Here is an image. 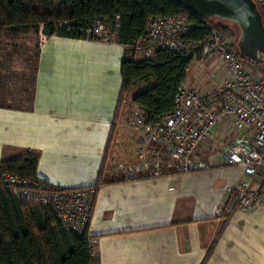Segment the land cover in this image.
Listing matches in <instances>:
<instances>
[{
	"label": "crops",
	"instance_id": "obj_1",
	"mask_svg": "<svg viewBox=\"0 0 264 264\" xmlns=\"http://www.w3.org/2000/svg\"><path fill=\"white\" fill-rule=\"evenodd\" d=\"M35 30L9 28L14 35ZM35 34L31 78L9 77L0 65V160L34 153L43 180L100 183L88 228L92 264H264V194L255 208L216 214L244 175L224 165L218 146L198 153L212 169L181 173L166 159L160 176L123 178L124 165L140 161L144 129L134 119L145 113L125 100L117 115L127 46Z\"/></svg>",
	"mask_w": 264,
	"mask_h": 264
},
{
	"label": "built area",
	"instance_id": "obj_2",
	"mask_svg": "<svg viewBox=\"0 0 264 264\" xmlns=\"http://www.w3.org/2000/svg\"><path fill=\"white\" fill-rule=\"evenodd\" d=\"M259 2L264 9V0ZM114 21L119 26V21ZM111 22L112 19L95 21L85 32L89 37L111 41ZM193 27L194 23L182 13L151 15L145 36L133 46L144 58H154L160 48L191 51L196 42L182 36ZM202 55L206 61H217L222 81L221 101L216 103L215 96L212 98L198 86L185 82L177 90L173 109L158 123L148 124L143 114L136 116L135 124L144 129L138 149L140 161L126 164L122 172L125 180L136 178L139 171L149 177L160 176L166 159L176 161V170L181 173L212 169L213 163L198 153L221 141L219 154L224 165L244 169L241 180L216 210L218 217L227 218L233 209L249 210L263 200L264 73L247 67L233 40L217 29H213ZM1 183L24 201L52 205L66 229L78 235L88 231L100 183L64 187L8 171L2 173Z\"/></svg>",
	"mask_w": 264,
	"mask_h": 264
},
{
	"label": "trees",
	"instance_id": "obj_3",
	"mask_svg": "<svg viewBox=\"0 0 264 264\" xmlns=\"http://www.w3.org/2000/svg\"><path fill=\"white\" fill-rule=\"evenodd\" d=\"M57 1L0 0V29L41 28L45 38L57 34L95 39L87 35L86 27L98 20L112 19V38L128 48L122 63L123 87L121 102L116 109L117 115L124 96L131 93L137 83L153 78L155 84L136 91L132 97L134 103L144 109L143 115L147 123H158L173 109L177 90L187 82L192 62L204 58L203 48L211 39L213 29L233 40L239 55L236 43L239 30L236 25L234 30L228 25L230 21L224 20L225 23L221 22L215 27L212 22V25L209 24L211 17L198 16L175 0ZM258 5L260 6L259 1ZM260 10L264 17L261 6ZM181 13L194 23V27L182 37L196 42L195 48L183 52L160 48L154 58H144L138 53L133 44L145 36L149 16ZM115 19L119 21V26H116ZM241 58L244 60L242 56ZM38 162L39 158L34 153L0 160V264L94 263V237L88 231L78 235L66 229L52 205L24 201L19 195L3 187L1 176L5 171L33 181L43 180L37 176ZM211 251L210 248L207 255Z\"/></svg>",
	"mask_w": 264,
	"mask_h": 264
},
{
	"label": "rangeland",
	"instance_id": "obj_4",
	"mask_svg": "<svg viewBox=\"0 0 264 264\" xmlns=\"http://www.w3.org/2000/svg\"><path fill=\"white\" fill-rule=\"evenodd\" d=\"M260 6L261 9H263V6L261 4ZM210 21L214 24L215 27L221 22L225 23L224 19L216 17H211ZM228 23L227 24L235 30L236 24L233 21H230ZM38 30L39 29H36L35 32H38ZM5 31L8 34L0 35V65H4L3 69L4 71H6V74L9 77L16 76L21 78L25 73L26 77L31 78L33 76V73L35 72V63L37 59V37L35 32H31V34L27 32L26 34L14 35L9 31V28H5ZM237 34H239V31ZM216 63L217 61L214 59L208 61H206L204 58L194 60L191 67L189 68L187 82L190 85L196 87L198 86L205 93L210 94L212 98L215 96L216 103H219L222 99V81L220 80L218 69L216 70L215 68ZM244 63L247 67H250L255 72H262L264 70V64L252 65V63L246 60V58L244 59ZM152 84H155V79L153 78L151 80H148L147 82L137 83L135 89L131 91V93H128L126 96H124L123 102H125L126 100V107L128 108L130 104L134 103L132 96L136 91H142L147 87L152 86ZM221 145V141L216 142V146H218L219 148Z\"/></svg>",
	"mask_w": 264,
	"mask_h": 264
},
{
	"label": "water",
	"instance_id": "obj_5",
	"mask_svg": "<svg viewBox=\"0 0 264 264\" xmlns=\"http://www.w3.org/2000/svg\"><path fill=\"white\" fill-rule=\"evenodd\" d=\"M201 17L233 21L239 30V55L255 65L264 64V17L257 0H175Z\"/></svg>",
	"mask_w": 264,
	"mask_h": 264
}]
</instances>
